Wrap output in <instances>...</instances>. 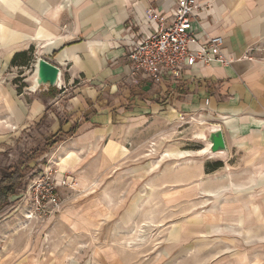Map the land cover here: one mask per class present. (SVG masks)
<instances>
[{"label":"crops","instance_id":"1","mask_svg":"<svg viewBox=\"0 0 264 264\" xmlns=\"http://www.w3.org/2000/svg\"><path fill=\"white\" fill-rule=\"evenodd\" d=\"M199 1L207 5L197 24L200 38L222 36L232 62L187 68L180 79L158 84L130 75L125 38L157 28L150 9L170 23L175 0H0V155L21 132L45 128L53 134L50 162L58 170L87 175V185L109 184L111 172L125 173L127 162L153 143L150 172L178 166L181 183L162 185L198 194V203L213 205L199 224L237 236L238 248L223 249L216 259L239 251L242 264H255L252 253L264 250V0ZM2 25L24 37L2 39ZM32 57L60 68V88L34 89L7 78L10 67L23 68ZM216 128L226 149L214 153L204 137ZM88 202V210L68 208L59 216L70 234L92 231L107 214L99 205L116 200L100 194ZM59 231H41L33 242L21 233L15 252L36 246L46 254L35 260L3 254L0 264H61L48 254ZM19 232L0 229V251L3 237Z\"/></svg>","mask_w":264,"mask_h":264},{"label":"rangeland","instance_id":"2","mask_svg":"<svg viewBox=\"0 0 264 264\" xmlns=\"http://www.w3.org/2000/svg\"><path fill=\"white\" fill-rule=\"evenodd\" d=\"M35 63L36 58L32 57L23 68L15 64L9 68L7 78L18 85L28 83L34 88ZM24 132L16 136L11 146L0 155V177L9 167H17L24 174L17 193L0 211V229L20 230L17 236L3 237L0 258L3 254H16V259L43 257L46 253L36 246H30L26 252H15L13 240H22L21 233H28L24 239L33 242L41 231L58 227L60 235L50 239L52 249L48 254L59 259L61 264H242L245 256H235L241 255L239 251L231 253V259L228 255L220 258L221 261L216 259L223 249H237L239 240L233 232L215 233L209 223L205 222L206 226L199 224L202 213L213 205L198 203L196 193L178 194L183 191L181 187L162 185L166 180L181 183L182 172L178 171V166L169 171L159 170L158 166L156 172H150L149 162L156 157L153 143L145 144L141 155L135 161L127 162L125 173L118 176L121 171L111 172L114 176H110L109 184L102 180L95 182L98 180L95 179V183L87 185V175L61 172L50 162L53 159L51 148L55 143L52 133L45 128L27 133V136ZM176 137L170 141L176 143ZM195 173L196 170L191 169L190 175ZM48 175L70 176L71 183L57 189L59 210L49 214L51 209L47 208L44 217L29 219L26 217L32 208L29 189L35 181ZM104 185L109 186L105 188ZM100 194L116 200L110 205H99L107 213L104 220L100 219L92 231L77 236L66 231L68 225L59 216L68 208L88 210L92 206L88 202L90 197ZM224 222L228 224V221ZM5 239L13 246L6 245ZM251 256L250 260L255 264H264V250L255 251Z\"/></svg>","mask_w":264,"mask_h":264},{"label":"built area","instance_id":"3","mask_svg":"<svg viewBox=\"0 0 264 264\" xmlns=\"http://www.w3.org/2000/svg\"><path fill=\"white\" fill-rule=\"evenodd\" d=\"M206 8L207 5L201 4L199 0H175L170 23L150 9L148 15L157 22V28L148 33L130 31L125 38L130 75L135 79L162 84L180 79L187 68L204 67L212 63L230 64L232 58L223 49L222 36H211L204 32L203 39L199 36L197 24L201 22L200 14ZM61 78L62 74L58 88L61 87ZM70 183V176L60 178L48 175L35 181L29 189L32 208L26 217L42 218L47 208L51 209L49 214L59 210L57 189Z\"/></svg>","mask_w":264,"mask_h":264},{"label":"water","instance_id":"4","mask_svg":"<svg viewBox=\"0 0 264 264\" xmlns=\"http://www.w3.org/2000/svg\"><path fill=\"white\" fill-rule=\"evenodd\" d=\"M38 75L42 77L43 82L36 88L53 89L57 88L60 83V68L45 58H37ZM211 145V151L216 153L226 149V143L223 131L220 128L212 129L204 137Z\"/></svg>","mask_w":264,"mask_h":264},{"label":"trees","instance_id":"5","mask_svg":"<svg viewBox=\"0 0 264 264\" xmlns=\"http://www.w3.org/2000/svg\"><path fill=\"white\" fill-rule=\"evenodd\" d=\"M20 54L16 55L13 62H16ZM27 64V63H25ZM24 180V174L19 168H8L0 177V211L9 204L11 196L17 193Z\"/></svg>","mask_w":264,"mask_h":264},{"label":"bare ground","instance_id":"6","mask_svg":"<svg viewBox=\"0 0 264 264\" xmlns=\"http://www.w3.org/2000/svg\"><path fill=\"white\" fill-rule=\"evenodd\" d=\"M1 31H2V39H4V40H17V39H21V38H23L24 37V35L22 34V33H20V32H18V31H14V30H11V29H7L4 25H2V27H1ZM35 77H34V80H33V84H34V88H36L40 83H42L43 82V80H42V77L41 76H39L38 75V71H39V69H38V66H37V61H36V64H35ZM203 141V140H202ZM205 141V140H204ZM206 142V141H205ZM209 142V141H208ZM209 144V143H208ZM208 148V147H207ZM207 150V149H206ZM205 150V151H206ZM225 153V152H224ZM219 155H221V154H219ZM216 156H218V155H216ZM213 157H215V156H213ZM152 196V195H151ZM150 196V197H151ZM149 222H151V220L149 221ZM153 222V221H152ZM151 222V223H152ZM142 231V233H143V230H141ZM141 237H143V235L141 236Z\"/></svg>","mask_w":264,"mask_h":264}]
</instances>
